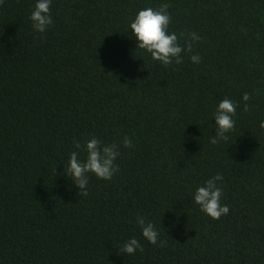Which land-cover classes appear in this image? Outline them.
Listing matches in <instances>:
<instances>
[{
  "label": "trees",
  "instance_id": "obj_1",
  "mask_svg": "<svg viewBox=\"0 0 264 264\" xmlns=\"http://www.w3.org/2000/svg\"><path fill=\"white\" fill-rule=\"evenodd\" d=\"M35 2L0 0V264H264V0H52L43 34ZM162 2L182 46L200 36L168 67L129 33ZM226 98L235 126L211 144ZM91 137L117 146L118 171L81 197L64 166ZM217 173L229 212L213 220L193 194ZM131 237L143 250L119 252Z\"/></svg>",
  "mask_w": 264,
  "mask_h": 264
},
{
  "label": "clouds",
  "instance_id": "obj_2",
  "mask_svg": "<svg viewBox=\"0 0 264 264\" xmlns=\"http://www.w3.org/2000/svg\"><path fill=\"white\" fill-rule=\"evenodd\" d=\"M51 3L52 0H36L29 16L36 33L43 34L52 25ZM168 7L169 4L166 2H162L158 9L145 7L138 10L129 23L130 37L135 41L136 48L147 53L152 61L164 67L173 63H182L183 54L191 53L193 44L200 39L197 33H188L182 46L177 34L168 30L171 22ZM189 59L193 64H198L201 58L198 54H192ZM249 100V94L245 92L241 97L245 110L249 107L247 103ZM236 108L237 104L227 98L218 103L213 115L215 134L210 137L211 144L227 142L228 133L235 126L233 117ZM261 126L264 127V121L261 122ZM121 147L133 148V138L124 136L121 140ZM74 149L69 155L67 166H64V175L75 185L79 196L86 197L89 174L100 180H111L118 171L115 162L120 153L115 144H104L97 137L87 139L83 145L79 141H74ZM81 150L86 154L84 158L80 157ZM222 181V175L217 173L207 179L202 186H198L193 194V202L199 206L201 212L213 220L229 212L228 206L221 203L223 190L220 184ZM136 224L144 240L152 245L158 243L160 234L153 223L146 221L143 216H137ZM118 250L126 255H133L142 251L143 246L138 239L131 237Z\"/></svg>",
  "mask_w": 264,
  "mask_h": 264
}]
</instances>
